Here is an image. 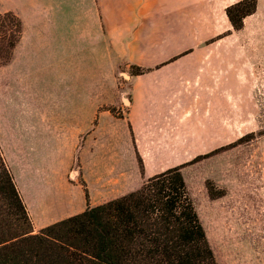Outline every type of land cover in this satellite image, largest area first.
<instances>
[{"label": "crops", "instance_id": "0c3cea01", "mask_svg": "<svg viewBox=\"0 0 264 264\" xmlns=\"http://www.w3.org/2000/svg\"><path fill=\"white\" fill-rule=\"evenodd\" d=\"M2 1L23 23L16 50L26 41L41 57L35 106L12 120L0 101V146L34 226L177 167L186 181L194 159L224 148L226 103L240 98L225 10L243 0ZM75 165L82 183L67 179Z\"/></svg>", "mask_w": 264, "mask_h": 264}, {"label": "trees", "instance_id": "16d2710c", "mask_svg": "<svg viewBox=\"0 0 264 264\" xmlns=\"http://www.w3.org/2000/svg\"><path fill=\"white\" fill-rule=\"evenodd\" d=\"M256 4L228 8L236 29ZM23 33L15 13L0 12V67L12 61ZM181 169L34 232L0 146V264H218Z\"/></svg>", "mask_w": 264, "mask_h": 264}, {"label": "rangeland", "instance_id": "374dc122", "mask_svg": "<svg viewBox=\"0 0 264 264\" xmlns=\"http://www.w3.org/2000/svg\"><path fill=\"white\" fill-rule=\"evenodd\" d=\"M4 2L2 13L8 7ZM228 8L226 78L234 79L239 84L235 91L240 92L239 101L226 103V132L231 134L222 150L194 159L185 178L217 263L264 264V0H257L241 29L233 26ZM25 44L0 67V101L6 110L2 113L12 111V120L22 117L42 95L37 70L41 57L25 55ZM67 179L82 183L77 165ZM30 218L38 232L41 228Z\"/></svg>", "mask_w": 264, "mask_h": 264}]
</instances>
